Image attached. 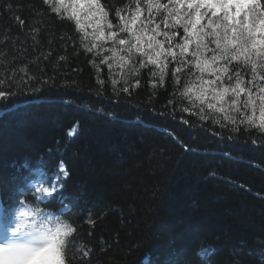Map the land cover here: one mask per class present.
Wrapping results in <instances>:
<instances>
[{
  "label": "trees",
  "instance_id": "trees-1",
  "mask_svg": "<svg viewBox=\"0 0 264 264\" xmlns=\"http://www.w3.org/2000/svg\"><path fill=\"white\" fill-rule=\"evenodd\" d=\"M100 2L113 25L134 7ZM65 16L43 0H0V90L15 93L0 101V222L25 203L72 224L69 264H141L146 254L152 264H264V133L200 119L195 69L176 84L169 63L155 89L151 65L130 75L138 54L109 69L101 60L113 44L88 53ZM190 80L192 99L182 95ZM61 164L62 190L41 201L27 183L35 172L51 183ZM207 247L213 255L198 256Z\"/></svg>",
  "mask_w": 264,
  "mask_h": 264
},
{
  "label": "snow or ice",
  "instance_id": "snow-or-ice-1",
  "mask_svg": "<svg viewBox=\"0 0 264 264\" xmlns=\"http://www.w3.org/2000/svg\"><path fill=\"white\" fill-rule=\"evenodd\" d=\"M43 3L51 5L52 11L58 14L61 8H65L77 30L84 33L80 43L88 53L100 49L102 41L111 42V56L105 55L101 60L109 69L113 67L109 61L128 66L130 58L138 54L142 57L139 67L133 68L130 75H136L151 65L149 71L154 78V89L156 79L163 84L169 63L176 65L173 70L176 84L180 83V74L184 70L192 74L195 69L199 73L195 76L199 90L194 99L199 104L194 106L198 108L200 119L207 120L211 116L214 123L229 128L232 133L240 132L241 125L264 133V0H167L166 3L162 0H132L134 7L130 15H122L126 9L115 12L119 20L116 25L108 20V11L100 0H43ZM88 26L93 29L91 33L87 31ZM39 31V28L33 29L34 33ZM122 35L126 38H121ZM122 52L125 55H121ZM95 54L101 55L99 51ZM64 59V56L60 57V60ZM233 62H236L235 70L230 67ZM241 69L250 73L249 80L245 81ZM206 76L211 78L206 79ZM195 81L187 82L182 95L188 96ZM97 82L104 83L103 80ZM111 83L115 85L117 81ZM4 84L5 81L0 80V86ZM136 85H139L138 79ZM120 90L131 94L129 87ZM12 95L15 93L0 90V101H7ZM188 98L192 99L191 96ZM204 105L210 110L208 114H205ZM181 111L189 112L190 109L185 107ZM215 113L222 114L226 123H221V118L213 115ZM251 142L257 143L256 140ZM59 173L67 179L63 164ZM60 179L58 175L50 189L41 187L36 191H43L51 197L62 190ZM56 232L58 245L49 244L34 252L0 244V264H69V237L76 228L70 223L58 224Z\"/></svg>",
  "mask_w": 264,
  "mask_h": 264
},
{
  "label": "clouds",
  "instance_id": "clouds-1",
  "mask_svg": "<svg viewBox=\"0 0 264 264\" xmlns=\"http://www.w3.org/2000/svg\"><path fill=\"white\" fill-rule=\"evenodd\" d=\"M67 223L47 214L39 206L26 204L14 212L12 225L8 229L9 238L0 244L28 252L49 244L58 245L57 225Z\"/></svg>",
  "mask_w": 264,
  "mask_h": 264
},
{
  "label": "bare ground",
  "instance_id": "bare-ground-1",
  "mask_svg": "<svg viewBox=\"0 0 264 264\" xmlns=\"http://www.w3.org/2000/svg\"><path fill=\"white\" fill-rule=\"evenodd\" d=\"M64 13V12H63ZM65 18H66V20L67 21H73L74 22V20H71V19H69L68 18V16H65ZM199 90V89H198ZM198 90H196L197 92H198ZM78 127L75 125V126H73L71 129H68L67 130V133L69 134V136H74V134H76L78 131ZM212 249H211V247H207L206 249H202L201 251H200V253H199V255L198 256H200L201 257V254L202 255H206L207 257L209 256V258L213 255L212 254ZM203 252V253H202ZM205 256V257H206ZM206 257V258H207ZM208 258V259H209ZM207 259V260H208ZM141 264H152V262H151V258H150V256H149V254H146V256L142 259V262H141Z\"/></svg>",
  "mask_w": 264,
  "mask_h": 264
},
{
  "label": "rangeland",
  "instance_id": "rangeland-1",
  "mask_svg": "<svg viewBox=\"0 0 264 264\" xmlns=\"http://www.w3.org/2000/svg\"><path fill=\"white\" fill-rule=\"evenodd\" d=\"M57 6H59V5H57ZM65 7H67V4L65 5ZM61 11L62 12H64L67 16H68V14H67V11H65V8H61ZM87 28H89L90 29V32H92L93 31V29H92V27L91 26H88ZM107 29H105V34H107ZM121 38H123V37H121ZM207 79V78H206ZM199 86V85H198ZM197 86V87H198ZM197 87H196V85H193V97L195 98V95H196V93H197V91L196 90H198L197 89ZM195 100V99H194ZM44 193V192H43ZM2 235H3V238H1L2 237ZM0 242H2V241H6L8 238H9V233L8 232H5V233H3V234H1V236H0Z\"/></svg>",
  "mask_w": 264,
  "mask_h": 264
}]
</instances>
